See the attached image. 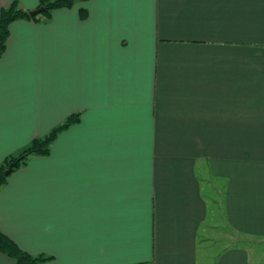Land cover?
<instances>
[{
  "label": "crops",
  "instance_id": "1",
  "mask_svg": "<svg viewBox=\"0 0 264 264\" xmlns=\"http://www.w3.org/2000/svg\"><path fill=\"white\" fill-rule=\"evenodd\" d=\"M73 113L0 186L21 249L43 264H264L236 243L264 236V0H79L13 20L0 165ZM0 264L19 263L0 250Z\"/></svg>",
  "mask_w": 264,
  "mask_h": 264
},
{
  "label": "trees",
  "instance_id": "2",
  "mask_svg": "<svg viewBox=\"0 0 264 264\" xmlns=\"http://www.w3.org/2000/svg\"><path fill=\"white\" fill-rule=\"evenodd\" d=\"M79 0H40V4L46 6V9L38 14L31 15L29 10L24 9L18 0H14L10 5L3 7L0 12V54L5 50L7 38L9 35L10 23L18 18H36L38 16H48L52 9L57 7H71ZM81 15H86V10H81ZM79 120V114H71L64 122L53 127L43 136L35 137L30 144L24 147L18 154L9 157L0 165V186L8 178L5 170L12 161L18 160L16 166L20 165L30 155L47 154L50 151L52 142L55 140L59 131ZM15 166V167H16ZM14 169V168H13ZM0 250L14 257L19 264H43L46 257L42 255H31L21 249L11 238L5 235L0 229Z\"/></svg>",
  "mask_w": 264,
  "mask_h": 264
},
{
  "label": "rangeland",
  "instance_id": "3",
  "mask_svg": "<svg viewBox=\"0 0 264 264\" xmlns=\"http://www.w3.org/2000/svg\"><path fill=\"white\" fill-rule=\"evenodd\" d=\"M217 194V192H216ZM215 194V195H216ZM218 198L220 199V197L218 196ZM218 210H216L215 213V220L213 219L211 221V224H217L219 226L225 225L226 221L225 218L222 215V209L217 208ZM219 235L221 236H226L224 238H229L231 240H236L238 237L237 235L234 236L233 231L230 229H220L217 230ZM214 233V232H213ZM215 234V233H214ZM225 242H223L224 244ZM236 243L240 244L242 247H244L245 249L248 250L249 252V256L253 258V256H262L264 255V236L260 237V236H254V235H244L242 236L241 240H236ZM219 246H221V244H219ZM212 252V251H211Z\"/></svg>",
  "mask_w": 264,
  "mask_h": 264
},
{
  "label": "water",
  "instance_id": "4",
  "mask_svg": "<svg viewBox=\"0 0 264 264\" xmlns=\"http://www.w3.org/2000/svg\"><path fill=\"white\" fill-rule=\"evenodd\" d=\"M45 9H46V6L41 5V6H38V7L34 8V9H30L29 13L31 15H35V14H38V13L44 11ZM17 163H18V160L12 161L9 164V166L7 167V169L5 170V173L6 174L10 173L13 170V168L17 165Z\"/></svg>",
  "mask_w": 264,
  "mask_h": 264
}]
</instances>
